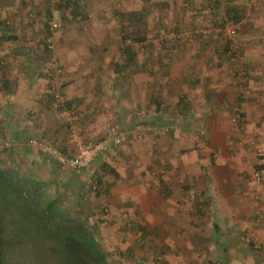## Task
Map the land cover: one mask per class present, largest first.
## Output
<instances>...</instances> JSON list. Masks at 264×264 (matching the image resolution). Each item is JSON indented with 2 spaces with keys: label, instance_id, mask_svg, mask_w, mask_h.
<instances>
[{
  "label": "rangeland",
  "instance_id": "1",
  "mask_svg": "<svg viewBox=\"0 0 264 264\" xmlns=\"http://www.w3.org/2000/svg\"><path fill=\"white\" fill-rule=\"evenodd\" d=\"M76 1L80 2V13L73 17L69 14V17L63 19L57 8L58 0H0V43L13 48L7 55L15 60L23 59L25 61L26 59L33 64V67L27 70V74L33 75L34 78L35 74H39L37 73L39 62L49 63L48 66H43V68L47 67V70L44 69V71L46 70L45 73L48 76L45 86H40V88L35 86V88L44 91L38 94H43V98L39 99L43 100L42 106L46 107L47 104V107L44 108V113L40 111L41 108L36 106L41 105L40 100L36 98L37 104H33L35 106L32 105L27 109L26 119L22 120L24 122L22 141H25V138L27 140L34 137L39 138V134H43V140L45 139L52 146L57 147L63 155L64 153L66 155L74 153L76 148L72 129H67L60 110L54 105V99L50 93L52 85L56 87L66 102L70 103L72 111L74 110L77 118L75 132L84 139L85 143L94 144L106 140L105 134L108 125L114 127L115 134H122L123 139L118 144L106 140L103 150L97 153L87 168L82 169H68L45 153L33 154L27 144H24L22 149L20 147L15 151L16 156L9 150L0 152L1 169L7 172L14 171L13 178L17 182L19 181L18 186L0 181V246L6 245L3 252L0 247L2 264H84L76 263L81 257L80 251L72 249L65 251L64 246L54 245L53 242L56 238L54 235H46L42 232L45 224L43 221L46 220L43 211L55 199L53 211L56 210L57 214L66 215L73 221L70 225L68 223L63 225L59 221L51 222L49 229L52 231L62 226L71 228L70 231L75 234L82 230V236L85 238L87 237L86 233H90L97 240L98 247L106 253L107 260L111 264H169L174 260L164 256L163 243L166 238L162 226H153V224L150 226L148 224L149 214L144 215L142 221L137 220L138 218H135L136 211L130 210V205L123 209V205L130 200L127 195L122 196L125 197L126 202L121 199L123 208H119L120 203L118 210L113 212L110 204L115 201L110 199V190L112 186L121 184L122 178L118 174L115 175V169H118L122 176L132 172L134 175V172L137 174L139 169H143L158 181L165 172L164 149L172 141L176 144L178 142L175 140L182 138V141L190 140L195 143L198 141L200 146L197 147L207 146V144L205 145L207 131L204 130V127L202 129H184L173 125L174 128H166L160 122L162 115L148 113L146 108L131 107L130 103H127V108H124L123 113L119 112L118 96L121 95L122 88L130 83L131 75L130 66L123 67L126 62L124 57L127 56L126 54L122 56V48L132 44L131 38L136 37H144V40H148V37L149 40L155 39V41L164 42L162 41L164 35L176 37L177 26L174 28L165 26L164 31L147 35L148 27L151 30L156 29V25H154L156 22L152 19L155 16L148 12L149 0ZM249 1L237 0L238 3L235 4L233 0H205L206 4L212 3L214 6H218V24L214 28L217 30L215 34L209 33V37L213 40L212 46L221 50V57L229 61L231 72L236 75L233 82L236 87L234 93L237 97L248 85L244 84L245 77H249L250 74L249 62L245 57V43L258 37L261 33L260 30L251 32L252 29H241L239 26L237 36L242 50V58L238 61L225 54V40L218 30L224 18L227 17V6L237 7L238 5L240 8L237 7V9L240 11L238 10L237 14L243 16V11L251 4ZM252 2V9L256 8V11L260 12V0ZM129 12H133V14L127 15ZM136 16L140 17V20H137ZM241 19L238 20V23L241 22ZM53 20L59 23V27L51 31L48 21ZM259 20L262 18L259 17ZM122 25L123 29L121 30ZM204 34L208 35V32ZM172 41L178 43V40ZM22 45H26L27 53L26 50L20 51ZM117 45L120 46V49L117 48ZM111 46L113 47L112 52H115L112 60ZM259 52L264 55V50ZM3 53L4 48L0 47V61H4ZM254 58L261 59L256 55ZM262 58L264 59V57ZM57 59L62 62L71 59L72 61H68L70 64H65L67 67L70 66L71 70L73 63L80 65L77 71L71 73L72 76L78 74L79 78L95 72L93 80L88 79V82L83 80L82 85L91 86L93 90L82 89L80 92L83 98L81 100L79 97V102L73 101L65 91L59 90L61 86L67 84L65 76L70 75V72H66V67L61 68L62 65ZM241 66L246 67L245 74L240 73ZM93 67L98 69L94 71ZM108 69L113 71V75H108ZM98 70L99 72H96ZM237 78L239 81L235 82ZM96 91L97 93L105 91L108 93V97L113 95V98L99 99L96 104L93 102L94 106L87 105L91 101V97L97 94ZM263 97L256 102L257 107H254V110H245L249 113L243 112L244 104L242 103V107L239 104L242 101L239 102L238 98V100H233L229 141L236 149H234L235 151L227 150L228 157L234 156L237 149H240L244 151L242 157L248 158L247 161L252 169L247 174L246 182L254 200V186L250 183V174L255 169L260 171L257 166L264 165ZM100 101L102 102L99 103ZM44 116L49 124L58 125L60 129L51 134L47 128L46 131L43 130V126L39 124L38 120L43 123L42 117ZM179 125L178 123L177 126ZM37 126L39 128H36ZM0 133L2 136V132ZM0 138L9 143L8 136ZM130 151L132 154L128 153ZM149 153H151L150 157ZM127 155L130 157L135 155L134 161L126 160L124 157ZM261 172L264 174V170ZM34 175L41 182L38 184L35 197H33L34 191L32 190V193L29 186L25 184L29 183L27 179ZM97 176H101V186L95 183L94 177ZM20 193L21 198L19 197ZM25 200H28L27 204L24 203ZM19 208L22 209V219H19L21 215ZM31 214L32 216H30ZM33 215L37 217L34 218ZM18 220L20 223L17 222ZM137 221L139 222L137 223ZM160 221L162 222V219ZM74 222L75 224H73ZM16 224L27 225V228H18ZM143 225H148V233L145 236L139 228ZM12 228H16V232ZM10 240H14L13 243H7ZM143 254L146 258L142 257ZM182 264L195 263L187 260Z\"/></svg>",
  "mask_w": 264,
  "mask_h": 264
},
{
  "label": "crops",
  "instance_id": "2",
  "mask_svg": "<svg viewBox=\"0 0 264 264\" xmlns=\"http://www.w3.org/2000/svg\"><path fill=\"white\" fill-rule=\"evenodd\" d=\"M252 1L243 11L239 26L241 29H252L251 32L260 30L261 34L245 43V57L251 75L245 77L244 84L248 85L238 97L234 93L236 75L231 72L229 61L221 57V50L212 46L213 40L209 37V33L215 34L217 30L214 28L218 24V6L206 4L205 0H149L148 12L155 16L152 19L156 22V29L153 31L148 27L147 35L158 34L165 30V26H177L175 30L178 34L176 37L164 35V42L149 40L148 37V40L143 37L144 41L140 42L132 40V44L121 50L122 56H127L125 61H128L123 67L130 66L131 75L130 83L122 88L118 96L119 112L123 113L127 103H130L131 107L146 108L148 113L162 115L160 122L166 128L173 125L184 129L204 127L207 131L206 147H197L200 146L198 141H182L181 137L175 140L178 143L172 141L165 147V172L158 181L143 169H139L137 174L134 172V175L133 172L124 174V178L115 169L122 179L121 184L116 183L118 185L110 190V199L115 201L110 204L112 211L116 212L120 203L119 208L123 209L130 205V210L136 211L137 220L142 221L143 216L149 214L150 226H162L166 238L164 256L174 260L169 264H182L187 260L195 264H264V226L253 222L256 204L246 182L252 166L248 158L242 157L244 151L240 149L234 156L228 157V151L236 149L229 141L233 100L238 98L239 102L242 101L239 104L241 107L244 104V112L254 110L256 102L264 96V55L259 52L264 50V0H260V12L252 9ZM236 2L233 0V3ZM172 40H178V43ZM1 45L4 61H0V132L2 136H8L7 152L9 150L16 156L15 151L27 144L33 154H42L27 138L22 141L23 118L26 119L27 109L43 98V94L38 93L44 91L35 86H45L48 76L45 73L47 67L43 66L49 63L39 62V74H35L34 78L27 74L33 64L26 59L10 58L7 54L13 48ZM117 48L120 49V46L117 45ZM21 50L27 53L26 45H22ZM113 55L114 51L111 60ZM255 55L261 59H255ZM57 61L61 68L66 67V72H70L65 76L67 84L58 86L59 90L79 102V97L83 98L82 89L93 90L91 86H83V80H93L95 72L78 78V74L71 75L78 70V63H73L71 70L70 66H65L70 64L71 59ZM95 69L98 68H92ZM112 73L108 69V75ZM238 81L237 78L235 82ZM107 94L99 91L87 105L94 106L93 102L96 104L99 99H107ZM108 98H113V95ZM42 101L36 106L44 113L47 104L42 106ZM42 120L43 123L38 120L39 124L50 134L60 129L58 125L49 124L45 116ZM42 136L39 134L40 139H43ZM128 153L132 154V151ZM134 157L127 155L124 158L134 161ZM13 172H8L12 178ZM124 195L130 200L122 207L121 199L127 201L122 197ZM248 232L252 234L254 243L261 244L258 250L253 243H242ZM142 257H145L144 254Z\"/></svg>",
  "mask_w": 264,
  "mask_h": 264
},
{
  "label": "built area",
  "instance_id": "3",
  "mask_svg": "<svg viewBox=\"0 0 264 264\" xmlns=\"http://www.w3.org/2000/svg\"><path fill=\"white\" fill-rule=\"evenodd\" d=\"M48 22L51 31L56 30L59 27V23L54 20ZM238 28V22L232 18L225 17L218 31L223 35L225 40V54L227 56L234 57L235 60L240 61L242 58V50L237 36ZM245 72L246 67L241 66L240 73L245 74ZM50 91L54 99V105H56L60 110L61 115L66 122L67 129H72L73 142L75 143L76 149L74 153L70 155H63L62 152L57 147L52 146L50 142L36 137L30 139L29 141L32 146L57 160L68 169H82L87 168L94 160L97 153L103 150L106 140L113 141L116 144L121 142L123 135L115 134L114 127L108 125L105 134L106 140L94 144L85 143L84 139L79 137L75 132V121L77 119L75 113L70 108H68L66 100L56 90L55 86L52 85ZM8 148L9 144L4 139L0 138V152L6 151ZM250 178V183L254 186V198L257 204L253 222L262 224L264 226V177L261 171L255 169V171L250 174ZM243 243L245 245H250L253 243L255 249H259L261 245L260 243L253 242V237L250 232L246 233V235L243 237Z\"/></svg>",
  "mask_w": 264,
  "mask_h": 264
},
{
  "label": "trees",
  "instance_id": "4",
  "mask_svg": "<svg viewBox=\"0 0 264 264\" xmlns=\"http://www.w3.org/2000/svg\"><path fill=\"white\" fill-rule=\"evenodd\" d=\"M80 7H81L80 2H78L76 0H58V3H57V8H58L60 14L62 15L63 19H66L69 14H70V16L73 17L76 14L80 13ZM237 7H234V6H227L226 7L227 17L234 19L236 22H238V20H240L242 17V15L237 14L238 10L240 11V9H237ZM132 14H133V12L127 13V15H132ZM136 19L140 20V17L136 16ZM122 29H123V25H122L121 30ZM131 40H133L135 42L136 41L140 42L143 40V37H136L134 39L131 38ZM126 62H128V61H126ZM52 98H53V96H52ZM52 101H53V99H52ZM67 105H68V108H70L72 110L70 103L69 104L67 103ZM73 112H74V110H73ZM64 155H66V154L64 153ZM257 168L260 171H262V170H264V165L257 166ZM115 175H117L116 172H115ZM263 176H264V174H263ZM12 179H11V177L7 176L6 173H4V171L0 168V181H2L3 183L6 182L7 184H11L12 186H15V185L18 186L19 181L16 183ZM94 179H95V183H97L98 186H101V184H102L101 176L94 177ZM27 180L29 183H25V184H27L29 186V188H30L29 190H31V192H32V190L35 192V188H37L39 186L38 184L41 183L39 181L40 179L34 175L33 177H29ZM24 193H25V191H24ZM20 196H21V193H20L19 197ZM33 197H34V195H33ZM18 199H17V203H18L17 205L19 206V200ZM31 199H33V198H31ZM23 200H24V197H23ZM27 202H28V200L24 201V203H26V204H27ZM55 202H56V199L51 201L49 203L48 207L43 211L44 216L46 217V220L43 221V223L45 222V224H44V230H42V232L46 235L51 234V235H54V237H56L55 241L53 242L55 246L61 247V245H62V246H64L63 249L65 251L67 249H69V250L72 249V250L78 251V252L80 251L79 253H80L81 257L76 261V263L82 262L84 264H111L107 260L106 253L98 247L97 240L90 233L87 232L86 233L87 237L85 238L82 236V233H83L82 230L77 231V234H75L74 232L70 231L71 228L68 229V228H65L62 226L57 227V229H55L54 231L49 229V224L51 222L59 221V223H62L63 225L67 224V223H68V225H70V223H72V221H73V220L71 221V219H69L68 216L57 214L56 210L53 211V209L55 208V205H54ZM23 207H24V205H23ZM23 207H22V209H23ZM20 208H21V206H20ZM22 209H20V214L22 213ZM30 216H32V214ZM33 217L35 218L37 216L33 215ZM20 218L21 219L23 218L22 214L20 215L19 219ZM27 221L29 222L28 219H27ZM17 222H19V220ZM25 223H26V221H25ZM28 224L30 225V222ZM73 224H75V222ZM16 226H18V228L19 227L27 228L26 227L27 225H21V224L17 225L16 224ZM66 227H68V226H66ZM139 228L142 230V234L144 236H145V234L148 233V231H147L148 225H143L142 227H139ZM12 229L14 230V232H16V228H12ZM17 232H18V230H17ZM8 236H10V235H8ZM13 241L14 240H10V242H7V243L11 244V243H13ZM5 246H6L5 244L0 246L1 252H3V248ZM2 263H3V259L0 258V264H2Z\"/></svg>",
  "mask_w": 264,
  "mask_h": 264
},
{
  "label": "flooded vegetation",
  "instance_id": "5",
  "mask_svg": "<svg viewBox=\"0 0 264 264\" xmlns=\"http://www.w3.org/2000/svg\"><path fill=\"white\" fill-rule=\"evenodd\" d=\"M4 173H6L7 176L11 177L10 173L8 174V172L4 171ZM12 179V177H11ZM14 182L17 183V181L15 180V178L12 179ZM37 188H35V192L33 193L34 197L37 196V192H36Z\"/></svg>",
  "mask_w": 264,
  "mask_h": 264
}]
</instances>
